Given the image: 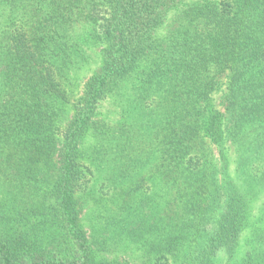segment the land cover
Wrapping results in <instances>:
<instances>
[{"label":"trees","instance_id":"trees-1","mask_svg":"<svg viewBox=\"0 0 264 264\" xmlns=\"http://www.w3.org/2000/svg\"><path fill=\"white\" fill-rule=\"evenodd\" d=\"M79 37L103 48L76 95L88 60ZM222 75L225 114L212 100ZM110 96L123 105L115 126L95 119ZM229 143L246 184L229 172ZM98 174L105 210L137 214L115 220V241L92 240L82 223ZM256 185L264 0H0V264H131L94 248L122 242L144 264H218L221 250L224 264H264V238L235 261Z\"/></svg>","mask_w":264,"mask_h":264},{"label":"rangeland","instance_id":"rangeland-1","mask_svg":"<svg viewBox=\"0 0 264 264\" xmlns=\"http://www.w3.org/2000/svg\"><path fill=\"white\" fill-rule=\"evenodd\" d=\"M163 32V31H162ZM79 41L83 44L86 49L87 55V62H85L80 69L73 73V86L72 89L74 90L76 95H80L83 91L84 85L87 80L93 75L94 71L100 66L101 59H100V52L103 48L102 45H95L92 46L89 42L85 41L84 39H80ZM87 63V64H86ZM220 82V89H218L212 95V100L214 102L215 107L223 114H225V107H224V96L227 92L226 84H227V76L222 75L218 77ZM122 106V107H121ZM122 108L123 105L114 97L110 96L105 99L100 106L98 111V116L95 118L96 121L101 122L106 126H115L119 121L122 115ZM65 111H68V119L71 117V109L70 107L65 108ZM229 117L225 115V125L229 126ZM90 133L86 146H90L95 142V138ZM209 144L212 147V150L215 154L219 156V149L217 145H212L209 141ZM227 157L230 160V170L229 172L234 175V178L239 183L246 184L245 180L239 179V174L236 173L238 163H239V154L237 149L234 145L228 144L226 149ZM219 167H221V161L217 163ZM103 179L101 175L90 176L88 178V191L82 195L84 201L86 202L85 209L82 214V223L87 231L90 238L94 241L104 239L105 235H109L112 241H115V237L122 232V226L118 225V222H115L116 219L127 218L128 221H134L137 217V214L128 211L127 209L123 210V214H119V212H111L112 207L110 204L107 205V210H105V203L106 196L105 190L106 188H100ZM99 187V188H98ZM249 189H255L256 191V198L250 205L249 216H248V225L243 230L241 234V243L240 248L235 256V261H242L247 254L252 251L259 240L264 238V187L252 186ZM245 190V191H246ZM261 191V193H259ZM153 197L157 198L160 203L159 206L162 208L165 204V197L164 191L153 189ZM2 194L0 192V199ZM106 197V198H105ZM142 195L137 194L136 199L140 200ZM149 197V196H148ZM103 200V201H102ZM96 203L98 205H96ZM138 205V204H137ZM111 213V214H110ZM109 222L111 227L109 230H106V223ZM95 250L101 256H106L108 258H118L123 259L131 264H144V252L140 246L132 243V242H122L119 245H112L111 247L108 246L107 250H98L99 247L95 245ZM226 255L223 250H221L218 254L217 262L218 264L226 263ZM164 264L166 263L165 260L162 261ZM172 264H183L181 260L178 262H173Z\"/></svg>","mask_w":264,"mask_h":264}]
</instances>
